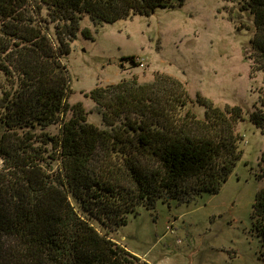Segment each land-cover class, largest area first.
<instances>
[{"label": "trees", "instance_id": "16d2710c", "mask_svg": "<svg viewBox=\"0 0 264 264\" xmlns=\"http://www.w3.org/2000/svg\"><path fill=\"white\" fill-rule=\"evenodd\" d=\"M184 1L0 0V264H152L112 233L139 206L218 193L228 180L243 155L239 105L199 94L200 118L186 83L163 71L92 89L101 126L69 102L66 56L85 14L97 27ZM236 1L254 16L250 58L264 75V0ZM248 114L264 129V107ZM251 219L264 257V187Z\"/></svg>", "mask_w": 264, "mask_h": 264}, {"label": "rangeland", "instance_id": "374dc122", "mask_svg": "<svg viewBox=\"0 0 264 264\" xmlns=\"http://www.w3.org/2000/svg\"><path fill=\"white\" fill-rule=\"evenodd\" d=\"M88 28L91 35L85 36ZM254 16L236 0H185L95 26L85 14L66 62L71 76L69 102H82L88 120L102 117L90 92L123 77L150 81L155 71L182 79L188 108L200 118V94L215 105H239L245 119L243 155L218 193L190 201L159 200L154 210L139 206L111 236L141 260L152 264H264L259 238L252 232V205L264 187V129L249 119L255 105L264 107V75L252 68L250 39ZM135 56L134 64L128 57Z\"/></svg>", "mask_w": 264, "mask_h": 264}]
</instances>
